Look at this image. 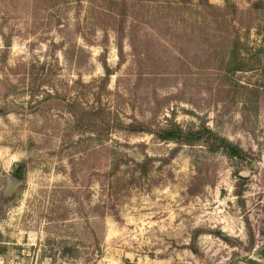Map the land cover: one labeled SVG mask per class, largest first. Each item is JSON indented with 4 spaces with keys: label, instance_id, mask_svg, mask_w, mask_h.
<instances>
[{
    "label": "rangeland",
    "instance_id": "374dc122",
    "mask_svg": "<svg viewBox=\"0 0 264 264\" xmlns=\"http://www.w3.org/2000/svg\"><path fill=\"white\" fill-rule=\"evenodd\" d=\"M206 1L0 0V264H264V0Z\"/></svg>",
    "mask_w": 264,
    "mask_h": 264
},
{
    "label": "trees",
    "instance_id": "16d2710c",
    "mask_svg": "<svg viewBox=\"0 0 264 264\" xmlns=\"http://www.w3.org/2000/svg\"><path fill=\"white\" fill-rule=\"evenodd\" d=\"M204 4H208L206 0H204ZM255 9L262 8L261 1L258 0V2L254 3ZM204 133H207V136L204 137ZM209 130L208 129H202L200 132L196 133H183L179 128H172L169 131H164V133L159 137L160 140L163 141H174L179 145H192L194 142L200 141L208 144L209 139ZM211 136V135H210ZM214 143H217V145L224 149L227 154L234 158H242L243 154L242 152L232 144H230L228 141H225L223 139H217L214 141Z\"/></svg>",
    "mask_w": 264,
    "mask_h": 264
}]
</instances>
